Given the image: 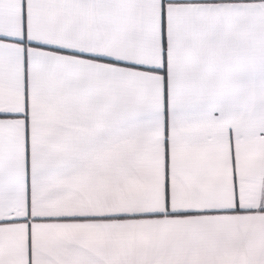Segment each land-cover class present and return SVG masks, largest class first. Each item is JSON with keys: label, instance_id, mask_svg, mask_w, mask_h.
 Here are the masks:
<instances>
[{"label": "snow or ice", "instance_id": "6c2138e0", "mask_svg": "<svg viewBox=\"0 0 264 264\" xmlns=\"http://www.w3.org/2000/svg\"><path fill=\"white\" fill-rule=\"evenodd\" d=\"M0 264H264V0H0Z\"/></svg>", "mask_w": 264, "mask_h": 264}]
</instances>
